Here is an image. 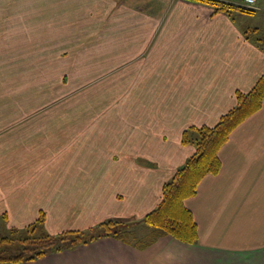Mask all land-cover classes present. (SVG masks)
Masks as SVG:
<instances>
[{"label":"crops","instance_id":"obj_1","mask_svg":"<svg viewBox=\"0 0 264 264\" xmlns=\"http://www.w3.org/2000/svg\"><path fill=\"white\" fill-rule=\"evenodd\" d=\"M252 10L0 0V235L42 213L53 234L115 219L151 237L134 219L158 205L194 152L183 131L213 125L264 71V1ZM72 80L85 81L79 103L53 102ZM218 156L219 171L184 200L193 242L166 233L141 246L109 235L0 264H264V97Z\"/></svg>","mask_w":264,"mask_h":264},{"label":"trees","instance_id":"obj_2","mask_svg":"<svg viewBox=\"0 0 264 264\" xmlns=\"http://www.w3.org/2000/svg\"><path fill=\"white\" fill-rule=\"evenodd\" d=\"M197 1L209 5L215 11L228 13L253 11L252 8L217 0ZM263 97L264 71L249 90L235 92V104L222 114L212 127L191 126L183 131L181 142L193 145L194 152L163 184L162 197L158 205L138 221L150 228L151 237L137 238L133 223L115 219L104 220L86 229L63 230L53 234L45 229L44 216L41 213L29 225L23 228H10L7 233L0 235V262L28 261L109 235L141 246H146L157 236L166 233L185 242L195 241L196 223L191 210L184 205V200L195 194L203 176L219 171L221 164L219 148L239 123L261 107Z\"/></svg>","mask_w":264,"mask_h":264},{"label":"rangeland","instance_id":"obj_3","mask_svg":"<svg viewBox=\"0 0 264 264\" xmlns=\"http://www.w3.org/2000/svg\"><path fill=\"white\" fill-rule=\"evenodd\" d=\"M71 82V85L70 86H65V87H62V88H58L57 90H59V93H57L56 95V101H53L55 103L59 102L60 103H79V100H80V86L85 82V81H80V80H72L70 81ZM90 82V81H89ZM89 85H93V95L90 96V98L94 99V81L90 82ZM67 92H71L69 95H64L63 97H61L63 94H66ZM109 99L107 102H109V104H114V103H117L116 100H113L114 98L116 97H104V99ZM106 102V101H105ZM226 113V112H224ZM223 113V114H224ZM221 116V115H220ZM219 116V117H220ZM219 119V118H218ZM217 119V120H218ZM217 122V121H216ZM215 122V123H216ZM214 123V124H215ZM213 124V125H214ZM213 125H204V126H207V127H212ZM193 133V132H191ZM190 133V134H191ZM136 219H134V222H138L140 221V219L137 221H135ZM45 226V225H44ZM5 230H2V232H4ZM63 231V230H62ZM151 231V230H150ZM61 232V231H60ZM59 233V232H58ZM151 233V232H150ZM44 256V255H43ZM41 257V256H40Z\"/></svg>","mask_w":264,"mask_h":264},{"label":"built area","instance_id":"obj_4","mask_svg":"<svg viewBox=\"0 0 264 264\" xmlns=\"http://www.w3.org/2000/svg\"><path fill=\"white\" fill-rule=\"evenodd\" d=\"M217 1L232 3V4L241 5V6L253 9L258 6V3L260 1H264V0H217Z\"/></svg>","mask_w":264,"mask_h":264}]
</instances>
